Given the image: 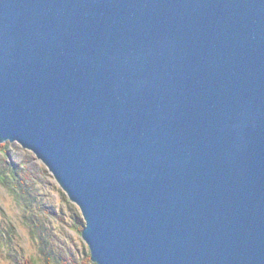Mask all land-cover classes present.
I'll return each mask as SVG.
<instances>
[{
    "label": "water",
    "instance_id": "1",
    "mask_svg": "<svg viewBox=\"0 0 264 264\" xmlns=\"http://www.w3.org/2000/svg\"><path fill=\"white\" fill-rule=\"evenodd\" d=\"M7 142L94 264H264V0H0Z\"/></svg>",
    "mask_w": 264,
    "mask_h": 264
},
{
    "label": "rangeland",
    "instance_id": "2",
    "mask_svg": "<svg viewBox=\"0 0 264 264\" xmlns=\"http://www.w3.org/2000/svg\"><path fill=\"white\" fill-rule=\"evenodd\" d=\"M84 226L79 207L31 151L0 144V264H94Z\"/></svg>",
    "mask_w": 264,
    "mask_h": 264
},
{
    "label": "trees",
    "instance_id": "3",
    "mask_svg": "<svg viewBox=\"0 0 264 264\" xmlns=\"http://www.w3.org/2000/svg\"><path fill=\"white\" fill-rule=\"evenodd\" d=\"M1 146H5V148L3 149V148H1L2 150H5L6 149V145H1ZM13 170L11 171L14 175H17L18 174V172H17V170H15L14 168H12ZM7 175H10V173H8ZM1 180H3V181H5V178H1ZM91 258V257H90Z\"/></svg>",
    "mask_w": 264,
    "mask_h": 264
}]
</instances>
